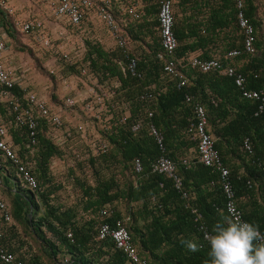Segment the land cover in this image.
Segmentation results:
<instances>
[{
	"label": "trees",
	"instance_id": "16d2710c",
	"mask_svg": "<svg viewBox=\"0 0 264 264\" xmlns=\"http://www.w3.org/2000/svg\"><path fill=\"white\" fill-rule=\"evenodd\" d=\"M154 1L156 9L154 8L153 22L147 21L144 15L147 13L145 5L140 19L126 21L124 26L129 39L143 43L138 56L118 47L106 51L99 44L85 41L86 48L81 61H89L90 70L99 81L116 78L119 86L108 104L112 117L107 127L100 130L108 143L107 149L67 167L70 175L73 172L76 175L77 170L84 175L89 172L92 178L89 183L85 180L78 181L79 194L76 201L58 200L54 195L55 191L65 187L52 179L49 166L54 158L64 160V152L44 135L42 121L38 126L30 167L37 188L34 191L21 188L13 176L0 173V177L5 179V185L10 182L9 178L14 181L10 199L12 219L31 228L36 239L43 245L42 252L51 260L60 254L62 257L67 256L63 264H135L128 262L125 255L114 248L109 237L98 239L96 235L98 223L112 224L115 219L128 217L125 227L130 241L146 264L210 262V246L202 239L200 226L213 234V226L222 221L221 212L227 214L223 208L224 195L217 170L196 161V153L192 158L186 157L185 148L191 147L196 151V142L190 139L187 132L193 119V102L200 103L205 109L213 146L222 164L228 169L235 205L241 212L242 219L258 224L264 234V112L254 114L257 102L241 97L231 76L217 71L201 72L183 66L180 71L184 82L177 86L178 79L162 71L163 62L158 57L161 47L156 32L157 0ZM198 1L179 0L181 12L187 9L188 3ZM207 1L209 11L204 28H194L195 24L190 22V16L187 17L189 25H192L190 31L176 30L173 22L172 32L176 40L174 57H182L186 51L195 48L203 49L209 42L206 36H213L215 28L226 27L227 17L231 18V12L232 19L236 22L232 0H217L218 8L211 7L215 0ZM241 1L243 14L253 27L257 12L255 1ZM229 2L232 7L228 13L226 4ZM0 26L5 34L13 38L11 24L2 15ZM153 28L157 36L155 46L143 41V36L150 35ZM185 37H192V43L183 44ZM226 39L227 46L218 49L214 56L221 58L229 50L241 49L242 33L239 28L238 33L234 30L232 42L229 41L230 36ZM130 57L136 60V72L139 76H131L123 71V66ZM210 57L213 56L207 55L204 49L202 56H199L201 59ZM239 60H244L242 65L236 64ZM221 62L222 65H232L237 72L242 73L245 88L261 91L264 96V59L261 56L240 52ZM62 71L63 74L76 73L72 65L66 64H63ZM13 89L18 91L15 87ZM145 91H153V98L139 99V95ZM185 95L191 97L190 102L185 101ZM124 111V121H119L118 118H121ZM147 111L151 112L149 117L146 116ZM136 118H144L146 123L153 124L160 132L163 152L147 133L145 125H141L136 131L130 130V124ZM11 120L9 110L0 103V122L8 125L11 143L18 145L22 152L27 137L26 128L14 126ZM244 138L249 142L250 152L242 147ZM160 155L174 162L185 197H181L173 187L171 179L150 171L151 163ZM134 158L139 159L142 166L141 172L137 174L132 170ZM182 159L186 160L185 164L181 163ZM106 204L111 207L108 217L99 213ZM68 232L70 237L66 236ZM4 236H0V246L15 254L25 264H43L37 255L31 254L27 259L24 255L27 251L23 253L20 246L12 248L4 245ZM181 237L195 239L201 245L200 250L188 251L181 245Z\"/></svg>",
	"mask_w": 264,
	"mask_h": 264
},
{
	"label": "built area",
	"instance_id": "2783aa9c",
	"mask_svg": "<svg viewBox=\"0 0 264 264\" xmlns=\"http://www.w3.org/2000/svg\"><path fill=\"white\" fill-rule=\"evenodd\" d=\"M174 0H157L156 10V32L159 38L161 53L158 54L162 60V71L170 77L178 79L177 86L183 84L184 77L180 71L183 66H189L201 72L217 71L218 73L231 76L234 85L239 89L243 98L255 100L256 110L254 114L264 112V96L261 91L247 89L244 87V77L237 72L232 65H222V61L229 60L240 52L247 54L255 53V36L253 27L243 14L241 0H232L236 10L237 26L242 33L241 49H233L222 54L221 58L213 56L201 59L199 56L174 57L173 51L176 47V40L172 32ZM49 15L48 20L53 24L50 29L45 26L42 18L29 16L26 18H14V9L9 0H0V15L11 24L10 32L14 37L29 39L43 51L51 53L60 61L56 67L45 68L47 74L52 76L56 85L63 91L55 100L43 93H38L33 89L22 87L19 76L13 69L3 65V53L8 49L9 38L0 26V103L4 104L12 116L14 126H25L27 131L26 141L23 144L22 152L18 145L11 143L8 132V125L0 122V173L1 175L13 176L21 188L34 191L37 188L35 177L30 171L31 162L36 144V135L40 121L44 123V135L63 152V159L54 158L60 162L66 161L68 165L84 161L88 157H93L99 152L105 151L108 143L102 137L100 130L107 127L109 119L112 117L108 106L114 95L115 89L119 86L116 78L107 81H99L96 75L90 70L89 61H81L78 52L70 55L69 50L64 46L70 38V29L78 27L90 12L96 20L106 29L114 45L119 49L125 50L129 41L128 35L124 30L126 21H138L142 12L136 4L122 5L120 11L123 14L122 23L116 21L110 9V0H48ZM19 35V36H18ZM12 38V37H11ZM84 44V41H83ZM82 45V47L85 45ZM58 63V62H57ZM63 64L73 66L76 73L63 74ZM61 65V66H59ZM123 71L129 75L139 76L136 72V60L130 57L126 60ZM18 91H15L13 88ZM152 87V86H151ZM153 88V87H152ZM153 98V91H145L139 95L141 100ZM186 102H190L191 97L185 95ZM126 112H123L119 121H124ZM151 115L150 111L146 116ZM192 116L187 132L190 139L196 142V161L205 166H210L217 170L219 183L224 195L223 208L229 215V208L234 206L235 212L242 219L241 212L235 205L234 194L228 178V169L222 164L216 149L213 146V137L208 131L207 120L204 107L198 103H192ZM141 125L146 126L147 133L151 135L161 152L164 151L162 136L151 123H146L144 118H136L130 124V130L136 131ZM242 147L250 152V145L247 138L242 141ZM50 163V166H51ZM186 163L185 159L181 160ZM132 170L140 173L142 170L139 159L132 160ZM49 166V169H50ZM150 171L163 174L172 181L173 187L185 197L186 193L182 190L181 179L176 173L174 162L164 155L158 156L150 165ZM9 190L13 193V180L9 178ZM194 212V210H192ZM100 215L108 217L111 214L110 205L106 204L100 210ZM128 217L115 219L112 224L108 222L98 223L96 235L98 239L109 237L114 248L119 249L126 257L128 262L135 264H146V261L139 257L137 249L130 241V236L125 222ZM0 221L4 224H11L12 216L10 206L0 198ZM242 221H244L242 219ZM202 239L206 242V234H211L203 227ZM1 236V233H0ZM70 237V233H66ZM209 244V243H208ZM67 259V258H66ZM64 259L63 261H66ZM0 262L3 264H25L15 254L0 246Z\"/></svg>",
	"mask_w": 264,
	"mask_h": 264
},
{
	"label": "crops",
	"instance_id": "0c3cea01",
	"mask_svg": "<svg viewBox=\"0 0 264 264\" xmlns=\"http://www.w3.org/2000/svg\"><path fill=\"white\" fill-rule=\"evenodd\" d=\"M9 2L12 8L14 9V12L20 13L21 16H26V15L28 16L29 13L32 16L34 15L39 16L42 14L44 18L43 17H39V18H42V20L45 22L46 21L45 17H48L49 15L50 4L48 0H9ZM132 3L136 4V6L140 8L143 14V8L144 5L146 4L143 0H110V9L114 14V17L117 22L122 23L123 20V14L120 11V7H122V5H129ZM178 3L177 0L173 1V7H172L173 13H174L175 5L176 4L178 5ZM211 7L218 8L219 2L215 0L213 3H211ZM231 7L232 6L230 2L226 4V12L229 13V9H231ZM149 10H154L152 5H150V7L146 6L147 13H149ZM208 11L209 8H208L207 0H200L199 3H188L187 10L183 12L184 22L180 23L179 22L180 18H176L175 20L174 17V28L176 30L183 29L185 32L190 31L191 23L195 24L194 28H197L196 26H199L200 28H204L206 26L205 21L208 16ZM256 14L258 13L256 12ZM178 15H180V13H178ZM188 16H190L191 18L190 25L187 21ZM227 21L228 23L226 27L215 28L214 29L215 33L213 36L211 35L206 36V39L209 40V42L207 43V45L204 46L203 49L207 55L214 56L216 52H218V49H222L223 47L227 46L228 40L226 38H229L230 36L231 39H229V41L230 40L231 42L233 41L234 30L236 31V33H238V26L236 25V22H234V18L232 19V12H231V18L230 16H228ZM94 22L98 26L92 27ZM99 24L100 23L96 20L94 14L89 12L78 27H74L70 29V38L67 44H75L77 46V51H79L80 56H81V52H83L82 50H84V46L83 47L80 46L81 43L83 44L82 39H84V44L85 41L89 42V44H99L106 51H111L115 49L116 46L114 45L113 40L109 37L106 29L101 24L100 25ZM45 26L49 29L51 27V25L47 24L46 22H45ZM132 33L134 34L135 31H132ZM225 35L226 37L224 38ZM13 38L11 37L9 38L8 49L3 53L2 56L3 65L5 67L13 69V71L16 74H18L20 84L22 85V87L26 86L27 88L33 89L38 93L45 94L47 97L48 94L46 91H49L51 100L52 99L55 100V98L61 95L63 91L60 89L58 85H56L54 88L51 87V83L49 79L45 80L44 78L43 79L40 78L39 74L36 73L35 71L36 68L34 67L33 60H35L36 63H38L39 65L44 66V68H48L54 66L56 67L57 61L55 60L57 58L54 57L51 53L39 49L37 45L29 39L18 38L20 41L19 43H17L15 41L16 37L15 40ZM11 40H13L15 43L14 44L11 43ZM79 41L82 42L79 43ZM192 41H193L192 37H185L183 39V44H191ZM78 46L80 47V50ZM142 48L143 45L134 39H129L128 43L126 44V51L134 56H138L141 53ZM203 49L195 48L192 51H186L184 55L202 56ZM27 59H31V61H28ZM243 62L244 60H239L236 61V64L242 65ZM185 150L187 152L186 153L187 158L194 157L195 150L193 148L188 147L187 149L185 148ZM3 180L5 181V179ZM8 185L9 183L7 182V186ZM26 253L24 255L27 259H29L31 253L29 251H27ZM66 258L67 256H63L62 261H59L58 264H63L65 262L63 260Z\"/></svg>",
	"mask_w": 264,
	"mask_h": 264
},
{
	"label": "rangeland",
	"instance_id": "374dc122",
	"mask_svg": "<svg viewBox=\"0 0 264 264\" xmlns=\"http://www.w3.org/2000/svg\"><path fill=\"white\" fill-rule=\"evenodd\" d=\"M153 1L154 0H146L144 2L146 3L145 5L147 7H150V5L153 4L152 6L154 9L155 8L154 7L155 1H154V3H153ZM199 1H198V3H199ZM254 1L256 4L257 13H258L255 16L254 23H253L254 33H255V53H254V56H261L262 59H264V0H254ZM177 3H178V0H177ZM178 13H180V15H178ZM144 15H145L147 21H149V22H153L155 19L154 10H149V13H146ZM12 16L14 18H20L21 19V18H26V17L32 16V15L29 13L28 16L27 15L21 16L20 13L14 12V15H12ZM183 16H184L183 12H181V7L179 6V3H178V5L177 4L175 5L173 18L175 17V20H176V18H180L179 22L182 23V22H184ZM35 17L39 18V17H43V15L41 14V15L35 16ZM45 20H46L45 22L47 24L51 25V27L53 28V26H52L53 24L51 23V21H49L47 19V17H45ZM93 26H98V25L94 22L92 27ZM16 36L17 35L14 34V38H13L14 40H15ZM18 38L19 37H16V40H15L17 43H19V41H20ZM143 38H144L143 41L146 42L148 45H154L155 46L157 43V36H156V32L154 31V28L152 29V33L150 35H147V36L145 35V36H143ZM82 40L84 41V39H82ZM81 42L79 41V43H81ZM11 43L14 44L15 42L13 40H11ZM80 46L82 47V45H80ZM84 47H85V45H84ZM65 49L70 51L69 52L70 55H72L76 52L79 53V51H77V46L75 44H67V45H65ZM79 50H80V47H79ZM243 59H245V58H243ZM246 59H248V58H246ZM27 60L31 61V59H27ZM33 62H34L33 63L34 67L36 68L35 71H36V73L39 74L40 78H42V79L44 78L45 80L49 79V81L51 83V87L54 88L56 86V82L54 79H52L47 74L44 66L39 65L38 63H36L35 60H33ZM57 62H58L57 63V65H58L60 63V61H57ZM59 66H61V65H59ZM60 71L63 73L62 70H60ZM182 75H183V73H182ZM46 92H47L48 96L50 97V95H49L50 92L49 91H46ZM50 99H51V97H50ZM68 166H70V165H68L66 161L60 162V160H55L51 163L50 175L52 176V179L56 183L59 182L61 185H63L65 187V189H60V190L55 191L54 195H55V197H57L56 199H58V200L60 199V200H64V201L68 199V201H70V202H75L76 197L79 194L78 181L80 182L82 180H85L86 183H89V182H92V178H91L89 172L85 173V175H84V174H81V172L77 171V170H75L76 175H74V172L72 175H70L67 173V167ZM11 193H12L11 190H9L7 185L4 184L3 178L0 177V198L3 199L6 203H8L9 206H10V199L12 196ZM10 228H12V230ZM9 229L11 230L10 232L8 231ZM0 233H1V236L5 235L3 237L4 245H7V247H12V248H18L20 246L21 247L20 249L23 253H25V251H29L31 254L37 255L39 261L42 262L43 264H58L59 261H62V259H63V257L60 254H57L55 259H53V260H51L50 257L46 256L42 252L41 247L43 245L41 244L40 241H38L36 239L31 228L26 224L24 225L22 223L16 222L14 219H12L11 224H4V223H2V221H0Z\"/></svg>",
	"mask_w": 264,
	"mask_h": 264
},
{
	"label": "clouds",
	"instance_id": "9594fccd",
	"mask_svg": "<svg viewBox=\"0 0 264 264\" xmlns=\"http://www.w3.org/2000/svg\"><path fill=\"white\" fill-rule=\"evenodd\" d=\"M213 234H206L210 246V262L206 264H264V234L259 225L242 221L235 207L229 215L221 212ZM180 243L190 252H197L201 245L195 239L180 238Z\"/></svg>",
	"mask_w": 264,
	"mask_h": 264
}]
</instances>
